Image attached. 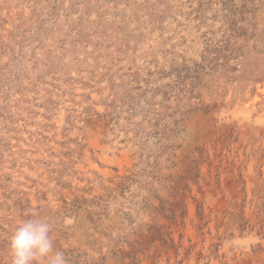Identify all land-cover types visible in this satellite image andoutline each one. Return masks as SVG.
<instances>
[{
  "label": "rangeland",
  "instance_id": "rangeland-1",
  "mask_svg": "<svg viewBox=\"0 0 264 264\" xmlns=\"http://www.w3.org/2000/svg\"><path fill=\"white\" fill-rule=\"evenodd\" d=\"M34 216L67 264H264V0H0V264Z\"/></svg>",
  "mask_w": 264,
  "mask_h": 264
},
{
  "label": "clouds",
  "instance_id": "clouds-1",
  "mask_svg": "<svg viewBox=\"0 0 264 264\" xmlns=\"http://www.w3.org/2000/svg\"><path fill=\"white\" fill-rule=\"evenodd\" d=\"M52 225L45 219L33 217L23 220L10 238L12 264H67L65 254L54 250Z\"/></svg>",
  "mask_w": 264,
  "mask_h": 264
}]
</instances>
